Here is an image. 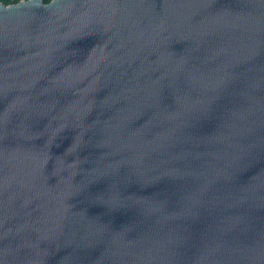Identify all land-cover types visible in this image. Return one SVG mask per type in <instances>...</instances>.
I'll return each instance as SVG.
<instances>
[{"label":"water","instance_id":"obj_1","mask_svg":"<svg viewBox=\"0 0 264 264\" xmlns=\"http://www.w3.org/2000/svg\"><path fill=\"white\" fill-rule=\"evenodd\" d=\"M0 264H264V0L0 2Z\"/></svg>","mask_w":264,"mask_h":264},{"label":"trees","instance_id":"obj_2","mask_svg":"<svg viewBox=\"0 0 264 264\" xmlns=\"http://www.w3.org/2000/svg\"><path fill=\"white\" fill-rule=\"evenodd\" d=\"M19 0H0V2H3L4 4H11V3H16ZM44 2H49L50 0H43Z\"/></svg>","mask_w":264,"mask_h":264}]
</instances>
